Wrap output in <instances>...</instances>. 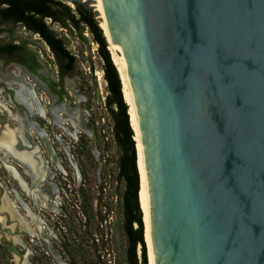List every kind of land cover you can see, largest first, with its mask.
Instances as JSON below:
<instances>
[{
    "label": "water",
    "instance_id": "obj_1",
    "mask_svg": "<svg viewBox=\"0 0 264 264\" xmlns=\"http://www.w3.org/2000/svg\"><path fill=\"white\" fill-rule=\"evenodd\" d=\"M82 1L64 0L101 22ZM96 1L136 98L156 264H264V0Z\"/></svg>",
    "mask_w": 264,
    "mask_h": 264
},
{
    "label": "rangeland",
    "instance_id": "obj_2",
    "mask_svg": "<svg viewBox=\"0 0 264 264\" xmlns=\"http://www.w3.org/2000/svg\"><path fill=\"white\" fill-rule=\"evenodd\" d=\"M68 4L75 10V5ZM48 23L64 38L68 50L77 59L74 72L64 78L70 99L75 103L73 106L82 108L84 129L88 131H82L75 140L66 134L72 158L57 141H50L66 174H60L51 160L60 190L55 193L47 187L49 198L39 206L41 216L38 221L30 213L31 206L23 189L17 186L15 193L13 186L2 183L8 192L6 198L13 201L14 209L27 222V228H21L18 237H6L13 240L31 264H129V248L120 208V193L124 190L119 181L120 150L113 141V121L106 108L107 82L99 46L88 29L83 33L88 41H84L75 28L67 31L50 20ZM33 38L39 36L34 35ZM39 43L36 44L38 49H41L51 71L57 76L58 69L51 51L41 41ZM110 46L109 42L108 49L113 58ZM0 95H3L1 89ZM57 195L59 198L56 200ZM26 204L25 208L30 210L28 213L24 212ZM5 222L6 218L0 216V238ZM16 227L11 225L14 231ZM147 253L149 264L148 246ZM137 258L142 264L140 245L137 247ZM18 261L19 258L9 251L7 245L0 242V264H17Z\"/></svg>",
    "mask_w": 264,
    "mask_h": 264
},
{
    "label": "flooded vegetation",
    "instance_id": "obj_3",
    "mask_svg": "<svg viewBox=\"0 0 264 264\" xmlns=\"http://www.w3.org/2000/svg\"><path fill=\"white\" fill-rule=\"evenodd\" d=\"M29 1L30 0L27 1V4H19L16 9L13 8L16 12V15H14V17H8L5 15V12L9 10L10 6L12 5L8 1L0 0V89L3 92V95L14 105V107H12L13 109L11 108V113L13 115L16 113L22 114V112H25V114H30L34 118H39L40 122L44 124V126L42 125V128L47 133H50L51 139H56L57 143L59 144V142H61L60 138L63 134L59 132L57 128L47 125V123L52 116L51 108L54 103L52 104L51 101L56 99L58 102L59 100H62L63 102L67 99V96H70L66 88L64 78L66 76L67 70L63 68L65 62L61 56L57 55L51 49L42 36L33 29L31 23L29 21L25 22L23 20H17L18 17L21 18V16H24V13L23 15H20V11L23 9H25L24 12L26 15H31L32 12L29 9ZM60 1L65 3L63 0ZM49 20L54 25L61 26V24L51 18H45L44 20L45 24L49 26L50 31H52L59 39H61V35L54 29V26L48 23ZM34 35H38L39 38H33ZM39 41L45 44L51 51L56 62V68L58 69L57 76H55V73L51 71L50 63L48 59H46L44 55L41 54V49H38L36 44H40ZM29 96L31 97L30 99ZM31 102H35L39 109L34 106L28 107ZM58 104L59 103L55 105ZM50 145L51 143H49V145L48 143H43V145H41V157L43 159H46L47 157L45 156L49 155ZM44 150L46 151L45 153ZM53 150L54 149H52L51 152H53ZM14 163H16L17 167H19L20 171H18V174L20 175L21 179H17L16 176L11 173V170L15 168ZM31 175V171L28 170L27 167L17 163L13 157H8L7 159L5 156L0 155V199L2 202V208L4 207L3 204L5 202L6 196L8 195V192L2 183H4L6 186H13L15 189L12 190H14L15 193L17 190L16 187L19 186L27 195L26 198H28V202L31 206L29 207L31 210H29L30 213L35 217V220L38 221L39 217L41 216V210H39V206L42 205L43 200L42 198H39L38 202L34 203V200L31 199V196L28 194V192L24 191L22 186L26 185L28 191H31L34 188L35 180L32 179ZM7 200L13 206V201L11 199ZM27 206V204L23 206L25 210L24 212L26 213L29 212L25 208ZM2 213L10 214L8 211L0 210V216ZM17 214L18 216L23 217V215L18 212L13 215L16 217ZM5 218L6 227L4 228L0 242L5 243L9 251L13 253L14 256L19 258L17 264H31L27 256L19 252L13 240H9L6 237L8 235H10L12 239L18 237L21 234L22 225L20 224L19 220L14 218L12 215H10V219L9 217ZM8 220H10V222H8ZM11 225L17 226L15 231L11 228ZM24 231H27V229H24ZM10 244L14 245L17 254L11 250Z\"/></svg>",
    "mask_w": 264,
    "mask_h": 264
},
{
    "label": "trees",
    "instance_id": "obj_4",
    "mask_svg": "<svg viewBox=\"0 0 264 264\" xmlns=\"http://www.w3.org/2000/svg\"><path fill=\"white\" fill-rule=\"evenodd\" d=\"M12 6L5 12L8 17H14L19 4H27L28 0H4ZM29 9L31 15L25 14V9L20 11L21 16L17 20L29 21L35 31H37L51 49L64 60L66 75L74 72L77 59L68 50L63 37L59 39L56 34L50 31L45 24V18H51L61 24L67 31L75 28L84 41H88L84 36V30L88 29L92 39L99 46V55L104 61L103 72L107 82L106 108L113 121V141L120 150L119 158V181L123 184L124 190L120 193V208L123 214V229L126 235L129 248L128 263L139 264L137 258V247L142 248V264H148L147 244L145 242L143 213L141 210L140 174L137 164V149L135 133L132 129L129 107L124 99L123 84L118 71V67L112 60L109 51L108 39L105 36L97 17L87 11L82 6L76 5L75 10L60 0H30ZM19 15V14H18ZM65 75V74H64ZM135 225L138 227L136 228Z\"/></svg>",
    "mask_w": 264,
    "mask_h": 264
},
{
    "label": "crops",
    "instance_id": "obj_5",
    "mask_svg": "<svg viewBox=\"0 0 264 264\" xmlns=\"http://www.w3.org/2000/svg\"><path fill=\"white\" fill-rule=\"evenodd\" d=\"M67 88V87H66ZM74 92V90H73ZM70 93V92H69ZM0 99V155L8 157H13V159L28 168L31 171L32 179L35 180V186L31 191H28L26 185H22L25 192L31 196V199L35 202H38L39 198L42 200H46L49 197V192L47 187L53 190L55 193H59V182L57 180V176L51 167V160L53 161V165L60 172V174L65 175L66 171L63 166L60 164L59 159L57 158L56 152H51L53 149L52 146H49V155L45 156L46 159L41 157V152L38 151L37 145H43V143H50V141H57L56 139H51V134L47 133L43 128V123H41L37 118L32 117L30 114H25V112L16 113L13 115L11 113V108L14 105L8 102L5 98ZM31 97L29 96V99ZM53 99V98H52ZM5 100V101H4ZM52 116L48 121L47 125L53 126V128H57L59 132L63 135L60 138L59 146L66 150L69 154V157L72 158V152L69 146L66 144L67 135L74 140L82 134V131H88L85 128L82 108L80 106H73L75 103L70 99V96H67V99L62 102V100H52ZM59 103L58 105H55ZM73 103V104H72ZM34 106L39 109L38 105L34 102L29 104L28 107ZM13 109V108H12ZM4 113L6 115H4ZM47 130V129H46ZM11 134V135H10ZM67 134V135H66ZM2 136L4 138H2ZM9 139L10 144L3 143V139ZM40 145V146H41ZM37 146V147H36ZM46 151L44 150V153ZM45 155V154H44ZM22 156L27 157L28 162L22 160ZM38 158V159H36ZM5 159V158H3ZM15 165V163H14ZM75 165V163H73ZM76 166V165H75ZM15 168L11 170V173L16 176L17 179H21L18 174L20 171L17 165ZM43 196V197H42ZM4 207L0 210L8 211L10 214L2 213L1 216L9 217L10 215L14 216L17 220H19L22 228L27 227V222L23 220L21 216H18L12 204L5 199ZM8 205V206H7ZM22 221L24 222L22 224Z\"/></svg>",
    "mask_w": 264,
    "mask_h": 264
},
{
    "label": "bare ground",
    "instance_id": "obj_6",
    "mask_svg": "<svg viewBox=\"0 0 264 264\" xmlns=\"http://www.w3.org/2000/svg\"><path fill=\"white\" fill-rule=\"evenodd\" d=\"M96 2L97 10L100 13L101 19V27L104 29L105 36L108 38V41L111 43L112 51H113V58L115 60V65L118 67L120 72L122 84H123V93L124 99L129 107V115L131 119V126L135 133V141H136V149H137V166L140 174V192H139V199L141 210L144 216V225H145V239L146 244L148 246L149 251V264H156V257L153 249V240H152V223H151V196H150V186H149V179L146 170V161H145V150L143 146V137L141 135L140 130V118L137 111V104L136 98L133 94V89L131 86V82L128 76V64L127 59L124 52L115 46L113 37L109 30L107 29L106 25V15L103 8ZM82 2L86 3L87 0H83ZM110 46V47H111ZM121 53V55L119 54ZM114 62V61H113ZM11 135V134H10ZM2 138H4L2 136ZM3 143L10 144L9 139H3ZM25 162H28L27 157H21Z\"/></svg>",
    "mask_w": 264,
    "mask_h": 264
},
{
    "label": "built area",
    "instance_id": "obj_7",
    "mask_svg": "<svg viewBox=\"0 0 264 264\" xmlns=\"http://www.w3.org/2000/svg\"><path fill=\"white\" fill-rule=\"evenodd\" d=\"M59 198V196H57L56 200Z\"/></svg>",
    "mask_w": 264,
    "mask_h": 264
}]
</instances>
